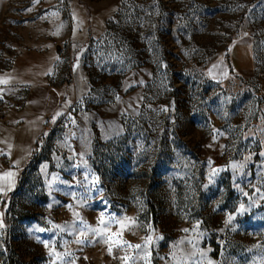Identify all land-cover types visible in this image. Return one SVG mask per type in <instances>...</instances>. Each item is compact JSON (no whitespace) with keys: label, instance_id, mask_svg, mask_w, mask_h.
<instances>
[{"label":"rangeland","instance_id":"1","mask_svg":"<svg viewBox=\"0 0 264 264\" xmlns=\"http://www.w3.org/2000/svg\"><path fill=\"white\" fill-rule=\"evenodd\" d=\"M0 264H264V0H0Z\"/></svg>","mask_w":264,"mask_h":264},{"label":"crops","instance_id":"2","mask_svg":"<svg viewBox=\"0 0 264 264\" xmlns=\"http://www.w3.org/2000/svg\"><path fill=\"white\" fill-rule=\"evenodd\" d=\"M52 65L51 55L35 49L20 51L13 60L12 69L16 82L29 89L25 106L30 109L29 114L33 116V121L27 122L25 127L26 130L28 129V141L24 149L23 162L31 151L32 145L29 144L35 141L42 130L43 117L62 110L65 102L60 88L48 82Z\"/></svg>","mask_w":264,"mask_h":264},{"label":"built area","instance_id":"3","mask_svg":"<svg viewBox=\"0 0 264 264\" xmlns=\"http://www.w3.org/2000/svg\"><path fill=\"white\" fill-rule=\"evenodd\" d=\"M57 124L56 117L53 114H48L45 116L44 129L47 132L52 131Z\"/></svg>","mask_w":264,"mask_h":264},{"label":"snow or ice","instance_id":"4","mask_svg":"<svg viewBox=\"0 0 264 264\" xmlns=\"http://www.w3.org/2000/svg\"><path fill=\"white\" fill-rule=\"evenodd\" d=\"M4 82H6V81H4ZM10 175V174H9ZM101 222H103V221H101ZM136 247H139V245H137Z\"/></svg>","mask_w":264,"mask_h":264}]
</instances>
